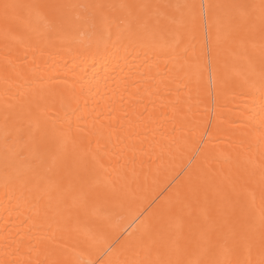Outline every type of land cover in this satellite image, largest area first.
Segmentation results:
<instances>
[{
	"label": "snow or ice",
	"instance_id": "obj_1",
	"mask_svg": "<svg viewBox=\"0 0 264 264\" xmlns=\"http://www.w3.org/2000/svg\"><path fill=\"white\" fill-rule=\"evenodd\" d=\"M0 21V190L5 211L30 225L13 232L6 222L0 264H264V0L3 2ZM237 60L258 107L241 122L250 132L234 174L216 181L221 130L206 131L207 167L139 213L118 248L104 224L82 225V214L110 223L106 206L139 180V157L156 136L150 109H171L175 124L182 93L199 92L206 70L223 87ZM83 66L99 71L60 75ZM97 76L115 85L103 107ZM125 94L135 97L128 106Z\"/></svg>",
	"mask_w": 264,
	"mask_h": 264
},
{
	"label": "bare ground",
	"instance_id": "obj_2",
	"mask_svg": "<svg viewBox=\"0 0 264 264\" xmlns=\"http://www.w3.org/2000/svg\"><path fill=\"white\" fill-rule=\"evenodd\" d=\"M3 2L28 4L38 2V0H0V3ZM2 26V21H0V28ZM3 46V36L0 35V53L3 51ZM90 64L91 61H89ZM96 71H99V66L96 70L90 66H83L77 68L75 72H61L60 75H66L69 81L81 75L86 80H92ZM246 71L247 65L243 60L230 61L226 83L223 87H218L217 78L213 76L211 70H206L201 79L199 92L193 87L190 92L182 93L187 100V106L182 113L183 119L177 118L175 124L171 119V109L161 107L159 103L154 110L150 109L154 121L152 127L156 129V136L154 142L145 143V152L139 157L137 165L140 174L139 180L132 185L131 191L106 206L110 223H105L100 218L91 215L82 214V225L96 227L104 224L107 244L118 248L129 233L136 228L139 223L136 217L139 213L144 212L150 204L155 207L167 200L177 185L184 182L189 171L207 167L201 152V134L206 131L221 130L214 153L219 162L213 161L211 164L216 174V181L219 183L233 175L236 158L244 156L239 142L245 138V133L250 132L241 122L246 120L253 107H258V101L254 105L253 98L246 94V89L243 86V75ZM97 79L101 81L99 90L104 96V99L101 100L103 107L109 99L104 95L105 92L114 89L115 85L109 79L106 88L101 77L97 76ZM77 90H79V85H77ZM130 91L134 92L135 89H130ZM125 96V105L128 106L130 100L135 97H128L127 94ZM189 96L191 98L187 99ZM114 99L119 100V96ZM97 100H100V97H97ZM81 106H83V99ZM117 109V115H122L123 112L120 110L119 104H117ZM138 110H143L142 104H138ZM165 112L168 113L167 116L162 115ZM147 118L146 115L145 119L147 120ZM174 128L175 131H173ZM203 138L206 140L207 136L205 135ZM226 156H231L232 160H226L224 158ZM212 195V192L209 191V199L212 198ZM240 200L243 202V194L240 195ZM5 203L4 193L0 190V238L4 233L6 222L7 228L13 232L26 231L30 226L28 223L22 222L23 216L18 217L15 212H11V214L6 212ZM63 242L70 248L75 243L74 234L66 235ZM104 246L107 245L101 247ZM36 259L43 260L44 256L36 257L34 255L33 260Z\"/></svg>",
	"mask_w": 264,
	"mask_h": 264
}]
</instances>
